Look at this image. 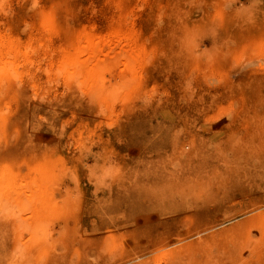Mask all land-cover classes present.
<instances>
[{
  "label": "rangeland",
  "instance_id": "1",
  "mask_svg": "<svg viewBox=\"0 0 264 264\" xmlns=\"http://www.w3.org/2000/svg\"><path fill=\"white\" fill-rule=\"evenodd\" d=\"M0 56V264H264V0H0Z\"/></svg>",
  "mask_w": 264,
  "mask_h": 264
},
{
  "label": "bare ground",
  "instance_id": "2",
  "mask_svg": "<svg viewBox=\"0 0 264 264\" xmlns=\"http://www.w3.org/2000/svg\"><path fill=\"white\" fill-rule=\"evenodd\" d=\"M8 54H10V53H8ZM1 55H3V54H1ZM0 57H1V56H0ZM1 60H3V59H1ZM5 60H7V59H5ZM70 61H71V60H70ZM7 62H8V61H7ZM63 62H65V59H64V61H63ZM1 64L3 65V62H1ZM5 64H6V63H5ZM62 64H63V63H62ZM64 64H65V63H64ZM2 65H1V66H2ZM6 65H8V64H6ZM62 66H63V65H62ZM2 67H4V66H2ZM64 67H65V66H64ZM64 67H63V68H61V70H62V69H64V70H65V68H64ZM8 68H9V66H8ZM0 70L2 71V69H1V68H0ZM10 72H11V71H10ZM0 73H4V72H0ZM14 75H15V74H14ZM2 79H4V78H2Z\"/></svg>",
  "mask_w": 264,
  "mask_h": 264
}]
</instances>
